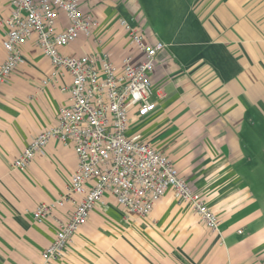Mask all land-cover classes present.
<instances>
[{"label": "crops", "instance_id": "0c3cea01", "mask_svg": "<svg viewBox=\"0 0 264 264\" xmlns=\"http://www.w3.org/2000/svg\"><path fill=\"white\" fill-rule=\"evenodd\" d=\"M100 20L92 37L64 52L107 53L121 66L130 51L119 18L166 52L152 76L166 96L147 114L130 112L129 134L166 152L219 216L209 229L170 189L148 217L127 216L113 198L98 206L53 264H264V0H81ZM11 12L0 0V17ZM0 34V62L4 58ZM26 63L0 85V264H35L56 236L33 210L66 191L77 168L70 147L51 142L27 171L14 160L70 103L52 64L30 39ZM65 217L66 212L60 211Z\"/></svg>", "mask_w": 264, "mask_h": 264}, {"label": "built area", "instance_id": "2783aa9c", "mask_svg": "<svg viewBox=\"0 0 264 264\" xmlns=\"http://www.w3.org/2000/svg\"><path fill=\"white\" fill-rule=\"evenodd\" d=\"M1 1L9 3L11 12L0 17L4 49L0 85L26 63L23 46L30 39L50 60L55 84L64 71L72 76L71 85L59 83L70 103L58 109L56 123L35 134L12 164L15 170L27 171L53 141L72 148L77 158L66 191L56 199L40 202L33 210L35 221L51 220L56 226L53 242L35 264L56 262L92 211L107 207V197L113 198L128 217L145 218L171 189L179 203L190 204L209 229L219 232V216L180 175L171 157L140 134L128 132L132 108L147 114L166 96L155 90L152 76L167 45L148 41L142 28L120 17L130 49L121 66L107 53L70 55L64 52L67 47L82 36L92 37L100 26V20L85 11L81 0Z\"/></svg>", "mask_w": 264, "mask_h": 264}]
</instances>
